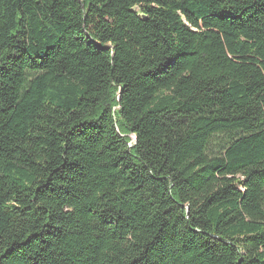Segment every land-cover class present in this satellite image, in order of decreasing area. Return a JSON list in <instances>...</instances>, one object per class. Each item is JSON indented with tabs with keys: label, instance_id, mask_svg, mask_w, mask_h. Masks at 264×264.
Wrapping results in <instances>:
<instances>
[{
	"label": "trees",
	"instance_id": "1",
	"mask_svg": "<svg viewBox=\"0 0 264 264\" xmlns=\"http://www.w3.org/2000/svg\"><path fill=\"white\" fill-rule=\"evenodd\" d=\"M0 264H264V0H0Z\"/></svg>",
	"mask_w": 264,
	"mask_h": 264
},
{
	"label": "water",
	"instance_id": "2",
	"mask_svg": "<svg viewBox=\"0 0 264 264\" xmlns=\"http://www.w3.org/2000/svg\"><path fill=\"white\" fill-rule=\"evenodd\" d=\"M136 10V9H135Z\"/></svg>",
	"mask_w": 264,
	"mask_h": 264
}]
</instances>
